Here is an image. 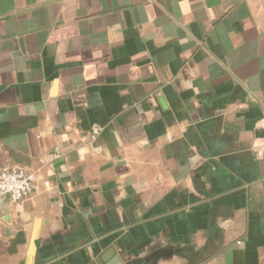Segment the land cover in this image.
I'll return each instance as SVG.
<instances>
[{"label":"crops","instance_id":"crops-1","mask_svg":"<svg viewBox=\"0 0 264 264\" xmlns=\"http://www.w3.org/2000/svg\"><path fill=\"white\" fill-rule=\"evenodd\" d=\"M3 166L0 264H264V0H0Z\"/></svg>","mask_w":264,"mask_h":264},{"label":"built area","instance_id":"built-area-1","mask_svg":"<svg viewBox=\"0 0 264 264\" xmlns=\"http://www.w3.org/2000/svg\"><path fill=\"white\" fill-rule=\"evenodd\" d=\"M99 125H93L87 137L94 141L101 133ZM33 190L32 175L23 166L0 167V197L8 196L11 202L19 204L30 196Z\"/></svg>","mask_w":264,"mask_h":264},{"label":"water","instance_id":"water-1","mask_svg":"<svg viewBox=\"0 0 264 264\" xmlns=\"http://www.w3.org/2000/svg\"><path fill=\"white\" fill-rule=\"evenodd\" d=\"M7 196V195H6ZM8 197V196H7ZM112 264H123V263H121V261H119V259H118V257L114 260V261H112Z\"/></svg>","mask_w":264,"mask_h":264}]
</instances>
